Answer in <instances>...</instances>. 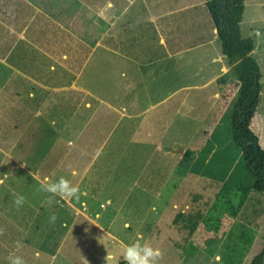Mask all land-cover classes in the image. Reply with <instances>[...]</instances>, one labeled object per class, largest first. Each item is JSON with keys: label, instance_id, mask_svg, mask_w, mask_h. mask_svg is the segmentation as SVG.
<instances>
[{"label": "crops", "instance_id": "obj_1", "mask_svg": "<svg viewBox=\"0 0 264 264\" xmlns=\"http://www.w3.org/2000/svg\"><path fill=\"white\" fill-rule=\"evenodd\" d=\"M240 29L252 56L264 52V0H244ZM216 33L205 0H0V118L11 125L19 106L32 113L20 124L68 127L75 185L91 173L86 153H171L174 127L187 137L219 98L217 79H234ZM145 164L133 182L155 183Z\"/></svg>", "mask_w": 264, "mask_h": 264}, {"label": "rangeland", "instance_id": "obj_2", "mask_svg": "<svg viewBox=\"0 0 264 264\" xmlns=\"http://www.w3.org/2000/svg\"><path fill=\"white\" fill-rule=\"evenodd\" d=\"M261 49L262 45L253 55L261 92L250 130L264 150ZM183 81V76L174 79L173 88ZM235 98L234 94L232 103ZM231 105L208 137L201 135L206 111H198L199 123L185 127L187 137L181 126H175L171 153L144 157L119 153L116 158L115 153H86L85 165L89 163L92 170L79 185L85 195L71 202L56 197L52 206L46 203L48 194L38 187L61 176L73 181L70 170L82 161L70 150L68 127L20 124L24 111L27 117L32 113L12 106L11 125L0 118V179L9 174L0 184V228L4 229L0 264H8L10 253L21 256L25 264H105L107 252L123 260L119 240L125 244L140 240L159 248L163 257L158 264H250L264 243V192L254 191L249 181L231 179L243 164L240 150L231 142ZM159 112L160 108L155 110ZM182 114L174 117V125L186 120ZM198 147L201 152L192 153ZM144 164L155 168V183L153 178L151 184L133 182L137 176H147L135 173ZM92 176L96 180L85 185ZM16 194L27 198L19 209L13 204ZM53 214L55 223L49 219ZM137 233L140 236L133 239ZM17 241L22 245L19 249Z\"/></svg>", "mask_w": 264, "mask_h": 264}, {"label": "trees", "instance_id": "obj_3", "mask_svg": "<svg viewBox=\"0 0 264 264\" xmlns=\"http://www.w3.org/2000/svg\"><path fill=\"white\" fill-rule=\"evenodd\" d=\"M205 7L216 29L222 55L231 66L234 79L222 76L216 85L219 98L210 111L201 135L206 137L213 129L218 117L236 96L228 115L231 142L240 150L241 171L231 177L234 181H249L256 192H264V150L259 146L258 137L250 130L251 121L260 101V70L252 56L253 40L241 37L240 23L244 13V0H205ZM264 263L262 249L250 264ZM119 264H125L119 260Z\"/></svg>", "mask_w": 264, "mask_h": 264}, {"label": "clouds", "instance_id": "obj_4", "mask_svg": "<svg viewBox=\"0 0 264 264\" xmlns=\"http://www.w3.org/2000/svg\"><path fill=\"white\" fill-rule=\"evenodd\" d=\"M257 35H259V33H257ZM8 176L9 174L3 175V179H0V184H2ZM37 191L48 194L46 203L49 206L58 202L54 199L56 197L61 200L71 202L73 200L79 201L80 197L85 195V193L81 192L79 185L73 184L72 181L64 176L59 177V179L55 181L50 179L45 180L42 184H40ZM25 203H27V198L24 195H15L13 204L17 209L23 207ZM49 219L50 222L55 223L57 217L53 214L49 217ZM2 235H4V229L0 228V236ZM15 247L19 249L22 245L19 241H17ZM162 257V251L159 248L151 246V244L147 242L141 243L140 240H137L131 244L123 245L122 258L125 261V264H158ZM7 261L8 264H25V261L21 256L12 253L8 255ZM85 264H87L86 261ZM105 264H119V260L116 256L107 252L105 256Z\"/></svg>", "mask_w": 264, "mask_h": 264}]
</instances>
